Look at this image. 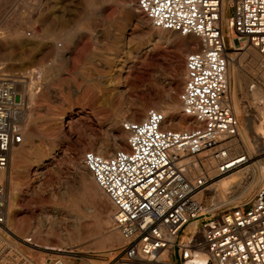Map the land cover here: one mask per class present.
I'll use <instances>...</instances> for the list:
<instances>
[{"label": "rangeland", "instance_id": "1", "mask_svg": "<svg viewBox=\"0 0 264 264\" xmlns=\"http://www.w3.org/2000/svg\"><path fill=\"white\" fill-rule=\"evenodd\" d=\"M137 12L134 0H0V72L20 76L24 106L19 121L26 127L22 130L26 160L13 176L19 189L18 202L12 209V225L8 221L9 228L0 230V250L2 247L10 257L21 262L24 259L45 262L43 258L67 246L80 252L96 251L91 243L77 240L69 244L61 239L74 233L77 216L93 228L103 224L113 209L109 199L102 208L88 200L81 190L88 171L78 168L83 167L82 154L95 150L89 139L104 140L112 147V153L116 150L114 133L122 131L127 144L122 122L142 120L147 111L157 109L148 101L160 97L165 100L158 110L171 115L167 100H172L175 113L183 116L179 94L185 82L186 55L197 46L192 43L182 49L180 42L184 38L197 39L155 28L150 20L143 25L137 20ZM225 30L227 34L226 26ZM234 41L236 49L250 47L237 39ZM151 43L156 48L146 56L139 55ZM241 57L236 53L231 66L228 97L241 121L243 138L239 137L238 152L249 150L256 155L254 148L258 151L264 145V81L261 80L264 77L258 66L252 71L248 60ZM259 63L264 64L262 58ZM236 71L246 82L244 87L238 88ZM110 79L112 84L108 83ZM132 110H140V115L133 117ZM47 115H54L50 118L59 135L26 139L28 134H38L44 129ZM246 119H251L255 131L260 133L248 130ZM248 168L247 165L229 172L216 185ZM39 180L45 192L36 197ZM246 184L240 193L229 190L233 202L251 197L257 188L264 186V162L256 164V175ZM64 192H71L73 200L53 199L52 195ZM47 211L56 218L47 221Z\"/></svg>", "mask_w": 264, "mask_h": 264}, {"label": "built area", "instance_id": "2", "mask_svg": "<svg viewBox=\"0 0 264 264\" xmlns=\"http://www.w3.org/2000/svg\"><path fill=\"white\" fill-rule=\"evenodd\" d=\"M224 1L134 0L155 28L193 36L197 47L186 55L179 94L189 127H165L179 117L151 109L142 120L122 122L126 148L82 154L83 166L112 204V227L124 244L107 250L100 262L102 252L73 246L44 263L21 262L1 247L0 264H264V186L249 200L233 202L230 191L217 198L218 179L264 161L263 148L253 158L234 149L240 121L228 97ZM228 11L235 39L257 49L264 61V0H235ZM19 77L0 72V171L24 141ZM8 200V179L0 178V230L9 228Z\"/></svg>", "mask_w": 264, "mask_h": 264}, {"label": "bare ground", "instance_id": "3", "mask_svg": "<svg viewBox=\"0 0 264 264\" xmlns=\"http://www.w3.org/2000/svg\"><path fill=\"white\" fill-rule=\"evenodd\" d=\"M234 1L235 0H225L224 1L223 14H222L223 32H224L225 41H226L227 48H228L229 61H230L229 62V68H228L229 93L231 92V66H232V63L234 62V58H235L236 53H237V56H242L241 58H244V59L248 60L249 68L252 71H254L256 66H258V68H260L262 77H264V64H260L259 63V60L261 58L259 52L254 47H252L251 45H250V47L245 45V47H242L240 49H236V47H235V41H234L235 37L233 36V32L230 30L229 22H228L229 21L228 9L230 8V4H232ZM137 20L140 23H142L143 25L147 24L148 21H149V19L141 11H139V13L137 12ZM225 26L227 28V34H226ZM129 42H130V40H129ZM192 43L196 44V41H192V39H190V38L189 39L188 38H184V39L181 40L180 46L183 49L186 45H190ZM155 48H156V46L151 43L146 48L141 49L139 51V55L141 54L142 56H146L150 52H152ZM129 68H131V67H129ZM236 69H238V67ZM128 72H127V74H128ZM235 77H236V81L235 82H236L238 88L239 87L240 88L244 87V85H246V82L243 80V78L241 77V75H240V73L238 71H236V76ZM122 79H123V77H122ZM125 80H127V79L125 78ZM261 80L264 81L263 79H261ZM108 83L112 84L113 80L110 79ZM247 85L250 86V84H247ZM164 100L165 99L163 97H160L158 99L149 100L148 103H149V105L152 106V108L160 109L158 107L160 106V104ZM230 100H231V98H230ZM167 102L170 105V110H171V113H172L171 115H168V114L167 115L171 119H174V117H179V120L177 122H174V123L173 122H166L164 126L165 127H172V128H186V127H189L190 123L188 122V119H186L184 115L183 116L182 115H177L175 113L176 110L175 111L173 110L175 108L172 107V106H174L172 104V100H167ZM174 104H176V103H174ZM231 104H232V100H231ZM232 106H233V104H232ZM140 112H141L140 110H132L133 117H137L138 115H140ZM47 116H48V121H47L44 129L41 132H38V134L37 133L28 134L26 139H31L35 135L44 136L46 138H51V137H54L56 135H59L58 129L55 128L54 127L55 126L54 123L51 122L52 119L50 117L54 116V115H47ZM71 119H72V116H71ZM63 121H65V122L67 121L66 117L63 118ZM239 121H240V119H239ZM62 124H64V123H62ZM245 124H246L248 130H250L251 132L260 133L258 131H255V128H254V125L252 124V120L251 119H246L245 120ZM23 127H25V126H23ZM23 127H22V130H23ZM113 130H116V129H113ZM258 130H260V129H258ZM239 134H240V139L242 140L243 137H242V133H241V121H240ZM123 135L124 134H123L122 131H118L116 135L114 133V137L116 138L115 141H114L115 142L114 146H113L114 148L117 149V148H126L127 147V144H126L125 140L122 138ZM89 140H90L91 145L95 148L96 152H98L100 154H103V155H110V153L112 151V147H109V145L107 143L103 142L104 140L103 141H98V139L96 137H93L92 139H89ZM235 143H236V146H235L234 149H235V152H238L240 141H236ZM25 145L26 144H22L21 143L16 148H14L12 150L9 167L7 168L6 171H0V178H5L6 177L8 179V181H9V183H10L9 203H8V205H9L8 206L9 207V220L8 221H10V224L12 223L11 222L12 221L11 216L13 215L12 214L13 213L12 209H13L14 206H16L15 203L18 202V197H19V194H18L19 189L14 183L13 176H14V173L17 172V169H19V167L22 165V163L26 160V156L24 154ZM261 148L264 149V145H261L260 149ZM254 150L257 153V148L256 147L254 148ZM245 153H248L249 157H251V158L255 157V155L253 153H251L249 150H247ZM50 154H52V153H50ZM263 162L264 161L256 160L253 163L248 165L249 168L247 170H244L243 172L238 173L234 178L229 179L224 184L216 185L217 188H218V190H217L218 191L217 198H219V200H223L227 196V193L229 192L230 189H233L237 193L238 192L240 193L246 187L247 181L250 180V179L253 180V178L255 177V175H256V164L263 163ZM78 168L81 169L80 171H82V168L85 169L84 166L83 167L79 166ZM86 172H87V175L85 177L86 181H85L84 185L81 186V190H82V192L85 193V195L88 196V200H91L92 202L98 203V204H100V206L102 208H104L105 205L109 203L108 202V197L106 196V194L100 188H98L99 186L96 185V183H94V179L93 178H91V180H90L89 177H92L91 173L89 171H86ZM39 179H41V178H39ZM38 182H40V185H37V187H36V190H35L36 197L37 196L38 197L41 196V193L45 192V189H43V184L41 183V181L39 180ZM49 190H51V189H49ZM255 192L253 193V195L251 197L248 196L244 200H249L250 198H252L254 196ZM53 194H55V193H53ZM52 197H53V199H56L58 197L59 199L65 200L66 202H68V201L70 202V201L73 200V195L71 194V192H64L63 194H61L59 196L52 195ZM101 212H103V211H101ZM68 213H69V211H68ZM112 214H113V209H112V211L108 212L106 216L103 214V216H105L104 220L102 219L103 220V222H102L103 224L96 225L95 227L93 226L94 225L93 224L92 225L93 228H90L89 226H86L85 223L87 224V222H85L83 218L77 216L76 219H75L77 221V225L72 230L74 233H72V234L69 233V234L63 236V238H61L62 241H64V243L66 242V243H69V244H70V242H73V241L77 242V240H78V242L79 241H83L84 244L91 243V245L94 248V250L102 252L101 253L102 254L101 258H99V259L104 260L105 256L107 255L105 253L106 249L108 250V248L110 249V248H113L114 246H117V245L121 246V245L124 244V239H123L122 235L120 234V232L118 230L114 229V227H112V224H113V215ZM45 217H46L47 221L50 222V221L53 220L54 214H52L51 211H47ZM55 218H56V216H55ZM97 223H99V220H98ZM84 225L86 226L85 228H84ZM110 227H111V229L109 230ZM82 230H84V231H82ZM81 231L83 233H81ZM0 238H1V233H0ZM1 240H2V238H1ZM77 250L79 251L78 248H77ZM53 251H56V250H53ZM59 252H60V250H59ZM43 260H46V259L43 258L42 261Z\"/></svg>", "mask_w": 264, "mask_h": 264}]
</instances>
